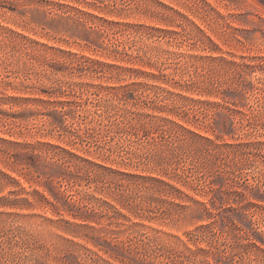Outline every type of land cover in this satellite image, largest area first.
<instances>
[{
  "label": "rangeland",
  "instance_id": "1",
  "mask_svg": "<svg viewBox=\"0 0 264 264\" xmlns=\"http://www.w3.org/2000/svg\"><path fill=\"white\" fill-rule=\"evenodd\" d=\"M0 264H264V0H0Z\"/></svg>",
  "mask_w": 264,
  "mask_h": 264
}]
</instances>
